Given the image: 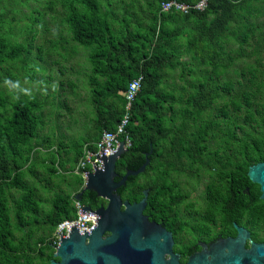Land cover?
Masks as SVG:
<instances>
[{"label":"trees","instance_id":"1","mask_svg":"<svg viewBox=\"0 0 264 264\" xmlns=\"http://www.w3.org/2000/svg\"><path fill=\"white\" fill-rule=\"evenodd\" d=\"M165 1L0 0V264H50L58 224L77 217L84 179L76 165L85 147L96 149L103 132L117 128L129 84L141 75L128 126L131 145L116 171L138 169L149 152L150 163L117 190L123 200L138 202L149 189L144 212L160 204L170 211L175 174L198 176L190 159L201 158L202 166L240 154L239 168L231 169L242 189L250 165L264 160V0H209L205 9L188 12L165 11ZM47 15L66 26L67 35L36 44L50 31ZM70 41L85 50L93 117L82 136L66 141L44 131L55 113L59 118L63 108L71 110L62 91L77 84L68 78L52 83L37 60H68ZM42 70L52 92L11 98L17 92L6 88L9 82L35 81ZM81 201L93 209L106 203L91 190ZM257 213L250 205L247 215Z\"/></svg>","mask_w":264,"mask_h":264},{"label":"water","instance_id":"2","mask_svg":"<svg viewBox=\"0 0 264 264\" xmlns=\"http://www.w3.org/2000/svg\"><path fill=\"white\" fill-rule=\"evenodd\" d=\"M126 151L125 143L120 142L116 152L101 150L102 158L95 155V171L87 173L86 184L75 199L81 201L84 191L91 190L105 199L107 206L101 205L97 209L90 205L82 206L81 215L94 217L95 228L80 233L78 223L74 226L67 224L71 233L67 237L61 234L60 245L50 264H164L163 249L157 241L154 226L144 214L149 189L144 190V197L140 201L133 203L123 200L117 192L130 176L145 171L150 163V152L138 169H128L117 181L119 173L116 163ZM248 175L252 181L260 184L261 197L264 199V161L251 165ZM238 230L236 238L228 237L212 246L210 259L205 256L200 260L195 258L192 264H264V243L252 241L251 247L247 249L245 241L250 233L243 227H238ZM107 232L109 234L104 237ZM56 258H60V261Z\"/></svg>","mask_w":264,"mask_h":264},{"label":"flooded vegetation","instance_id":"3","mask_svg":"<svg viewBox=\"0 0 264 264\" xmlns=\"http://www.w3.org/2000/svg\"><path fill=\"white\" fill-rule=\"evenodd\" d=\"M209 150L221 155L231 151L206 149ZM189 161L196 165L198 176L193 178L189 174H175L173 187L177 194L171 198V210L165 211V207L160 204L154 212H144L154 226L157 241L163 249L164 264H171L170 261L174 264H192L204 256L210 259L212 246L228 237L236 238L238 227L250 233L245 241L247 249L251 247L252 241L264 243V199L261 197V186L248 175L249 181L242 189L238 173L231 169L233 166L239 168L241 155L232 159L227 156L216 157L202 166L204 160L199 157ZM123 175L119 174L117 181ZM254 204L258 213L253 217L247 215V211ZM101 205L107 206V201ZM108 234L105 233L104 237ZM56 260L60 261V258Z\"/></svg>","mask_w":264,"mask_h":264},{"label":"rangeland","instance_id":"4","mask_svg":"<svg viewBox=\"0 0 264 264\" xmlns=\"http://www.w3.org/2000/svg\"><path fill=\"white\" fill-rule=\"evenodd\" d=\"M36 4H38V2H35V4L33 3L32 5L39 6L41 7L40 9H42L43 3L40 5ZM22 9L23 13H27L29 11V8ZM45 19L50 26V31L42 34V37L37 39L36 44L40 42L42 43L46 39L59 38L60 36L58 35L60 33L67 35L66 26H61L60 22L55 23L52 21L50 15H47ZM57 27H60L62 32L61 30L59 31ZM40 29L43 31L41 27ZM66 55L69 58L68 60H64L59 55H54L51 57L46 56L45 62H42L41 60L37 61L40 64L48 67V73L52 75V83L59 81L60 79L68 78L77 84L75 89H72L66 85L64 91H62L63 96H61V99H66L71 110L68 111L63 108L61 111L64 116L59 118L55 113L54 118H52V122L48 125V130L46 129L44 131L52 133L53 130V139H55L56 136L63 135L66 141H70L73 138L76 139L79 136H82L86 132V123L90 121V119L93 117V114H91L92 112L89 100L90 85L88 83L87 75L89 72V64L86 61L84 47L77 45L76 43L73 44L72 41H70ZM60 70H63L64 74H61ZM45 75V71H38L35 81H30L28 77L22 76L21 81L17 83L9 82L6 85V88L8 90H14L17 92L15 96H11L12 99L18 98L19 96H35L37 94L40 96V98H42L47 92H52L53 89H55L54 85H48L44 81ZM55 104H59V101H56ZM47 109L51 110L53 108L51 105H48ZM49 110H47V112ZM54 112H56V109H54Z\"/></svg>","mask_w":264,"mask_h":264},{"label":"built area","instance_id":"5","mask_svg":"<svg viewBox=\"0 0 264 264\" xmlns=\"http://www.w3.org/2000/svg\"><path fill=\"white\" fill-rule=\"evenodd\" d=\"M208 2L209 0H200L196 4L191 5L177 0H168L163 3V10H179L182 12H188L190 9L203 10L207 7ZM142 81L143 76L141 75L130 82L129 87L125 93V113L121 121L118 123L117 128L114 131L105 130L101 138L96 142V149H89L85 147L84 155L80 158L75 168V173L80 174L83 177L84 185L86 184V181L88 179L87 173L95 171V167L93 165V162H95L97 159L95 155H99V157L102 158L101 150L106 153L116 152L118 150L120 142H124L125 148L127 149L131 145L128 126L133 115V102L137 97L139 91L141 90ZM75 206L77 209V217L73 219H66L60 222L54 232L52 239L55 250L60 245L61 234L63 237H67L71 233V230L67 226V224L70 226H74L78 223L80 233H84L85 230L91 231L96 226V219L94 217H84L80 213L82 206L85 207L86 204H84L82 201L76 200ZM86 212L88 214L90 213V211Z\"/></svg>","mask_w":264,"mask_h":264},{"label":"bare ground","instance_id":"6","mask_svg":"<svg viewBox=\"0 0 264 264\" xmlns=\"http://www.w3.org/2000/svg\"><path fill=\"white\" fill-rule=\"evenodd\" d=\"M144 79V78H143Z\"/></svg>","mask_w":264,"mask_h":264}]
</instances>
